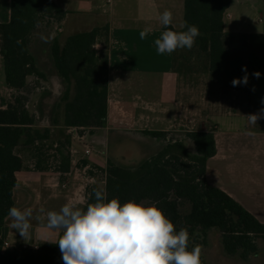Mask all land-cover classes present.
Wrapping results in <instances>:
<instances>
[{
    "label": "trees",
    "instance_id": "1",
    "mask_svg": "<svg viewBox=\"0 0 264 264\" xmlns=\"http://www.w3.org/2000/svg\"><path fill=\"white\" fill-rule=\"evenodd\" d=\"M230 5L231 0H185L184 21L200 30L191 50L208 59V71L221 78L226 90L242 91L255 72L264 73V33L238 37L226 32L224 18ZM66 15L67 11L55 0H11L10 22L0 24L5 84L16 91L11 100L2 101L6 106L0 108L2 237L7 234L8 211L15 206L16 173L23 170L67 173L71 168V140L54 141L52 129L76 127L83 133L107 125L108 55L99 54L95 46L99 42L108 46L109 27L72 35L62 46L57 28ZM245 66L247 85L233 86L234 79H242L246 74L242 70ZM53 75L63 84L61 94L40 89L41 82ZM146 134L167 137L166 132ZM186 138L191 141L193 152L173 139L175 143L136 169L110 164L106 185L90 190L84 210L96 202L94 190L105 193L107 201L118 198L121 204L129 200L155 204L177 232L181 228L188 231L189 250L207 246L209 233L216 230L213 240L219 243L214 245L221 246L228 258L252 264L251 258L264 252V224L226 192L208 183L206 164L217 153L213 132L191 131ZM183 204L190 205L186 214L181 213ZM0 264H64V261L56 242L42 243L39 251L21 247L4 249L0 242Z\"/></svg>",
    "mask_w": 264,
    "mask_h": 264
},
{
    "label": "crops",
    "instance_id": "2",
    "mask_svg": "<svg viewBox=\"0 0 264 264\" xmlns=\"http://www.w3.org/2000/svg\"><path fill=\"white\" fill-rule=\"evenodd\" d=\"M55 1L67 11L65 20L57 28V37L62 46L72 35L109 27L108 46L101 42L95 46L99 54L104 52L108 55L107 125L82 133L94 146L95 152L91 157L84 155L82 144L71 142L70 145L71 168L76 164L77 168L81 165V168L86 165L92 167L95 171L91 172L93 181L83 177L81 168L79 171L82 175L77 178L55 171L23 170L16 173L15 207L33 209L31 238L25 242L19 232L12 229L8 217L7 234L5 237L0 235V242L9 244V248L4 249L57 242L62 231L48 229L46 219L37 217H45L48 211H58L66 203L84 209L90 190L100 182L99 176L103 177L105 186L109 165L121 166L119 159L111 154L112 142L135 145L134 151H129L135 154V159L124 168L136 169L176 140L183 142L187 150L193 152V145L186 138V133L191 131L213 132L215 135L217 153L206 164L208 183L226 192L264 224V119H259L257 125L253 126L246 118L264 108V73L259 78L252 77L242 91L225 89L226 98L220 90L219 97L212 104L211 98L207 100L203 97L209 80H213L207 67L197 69L192 74L182 66L176 68L177 50L171 54H159L154 43L164 30L181 32L185 0ZM261 4H264L263 0H231L224 18L225 31L238 37L264 33L251 30L248 20V13ZM166 9L173 13V24L167 28L159 23V16ZM10 19L11 0H0V24L9 23ZM144 28H151L152 31L141 39L139 34ZM1 74L5 82L0 56ZM41 83V90L48 89L57 94L64 90L56 75ZM5 93L0 90V103L4 107L3 99L11 100L16 91L10 92L6 85ZM231 103H235L237 108ZM207 106L214 109L213 115L207 113ZM211 116L214 117L213 121ZM59 130H62V135L56 137ZM148 131L166 132L167 137H152L146 134ZM171 132H176L177 137H171ZM52 135L56 140L69 138L67 128L62 126L54 127ZM65 180L68 185L63 188ZM40 209L44 212H40ZM218 248L220 256H214V248L207 257L201 255L205 264H240L228 258L221 246ZM203 261L201 264H204ZM251 263L264 264V252L252 257Z\"/></svg>",
    "mask_w": 264,
    "mask_h": 264
},
{
    "label": "clouds",
    "instance_id": "3",
    "mask_svg": "<svg viewBox=\"0 0 264 264\" xmlns=\"http://www.w3.org/2000/svg\"><path fill=\"white\" fill-rule=\"evenodd\" d=\"M159 23L165 28L172 25L173 13L164 10ZM180 27L187 30H164L155 39L159 54L193 48L195 39L201 35L198 26L184 21ZM151 31V28H144L140 38L145 39ZM41 39L47 42L46 37L41 36ZM242 70L246 74L242 79H234L233 86L247 85L246 66ZM253 75L259 78L260 73ZM246 118L256 126L259 119H264V108ZM94 196L96 202L89 204L86 210L66 203L58 211H48L45 217H37L46 219L48 229L62 231L56 243L64 264H201V247L189 250L188 231L181 228L177 232L174 224L155 204L145 205L134 200L121 204L118 198L107 201L106 194L98 190H94ZM40 212L44 210L40 209ZM8 216L12 229L28 242L33 209L13 206Z\"/></svg>",
    "mask_w": 264,
    "mask_h": 264
},
{
    "label": "rangeland",
    "instance_id": "4",
    "mask_svg": "<svg viewBox=\"0 0 264 264\" xmlns=\"http://www.w3.org/2000/svg\"><path fill=\"white\" fill-rule=\"evenodd\" d=\"M230 12L234 13L236 16V13L230 9ZM248 20L250 22V26L249 28L253 31L255 30H259V31H264V4L261 6H259V8H257L256 10H251L248 13ZM104 53V52H103ZM207 63H208V59L202 55H199V53L197 52V50H188L187 48L184 49H177V57H176V68H181L184 67L188 73H194L197 69H205L207 67ZM0 90L2 91V93L6 92V84L2 79V74L0 75ZM208 88L204 90V94L203 97H206L207 100H210L212 104L213 102L219 97L220 94V90L223 92V97L226 98V90L224 88L223 82L221 80V78L217 77V76H213V80H209L208 82ZM6 94V93H5ZM3 99V98H2ZM7 99L9 98H4L3 101H8ZM1 100V99H0ZM237 104V102H235ZM235 103H231L234 104ZM230 104V105H231ZM235 108L236 105H235ZM207 113L212 114L214 113V109L209 108V106H207ZM212 121L214 120V117L211 116ZM62 130H59V132L57 133L58 135H56V137H61L62 135ZM171 137H177V133L176 132H171ZM54 135V134H53ZM53 138V137H52ZM54 141H58L55 138H53ZM111 144V151H112V156L115 158H118V162L121 165L120 167H127L129 165H131V163H133L132 159H135V154H130L129 151L133 152L134 151V144H131L130 142H121L118 143L116 142H112ZM57 145H55L56 147ZM122 148V149H121ZM53 153V152H52ZM134 156V157H132ZM132 157L131 159H126V158ZM132 161V162H131ZM100 178V182L98 183V185H96L95 187H93L92 189L96 188V187H104V183H102L103 177L99 176ZM145 205H151L150 203H143ZM190 210V205L189 204H183L181 207V213L182 214H186L188 213V211ZM217 231L216 230H212L209 233V237H207V246H200L201 247V255L207 257L208 252H212L213 250V254L214 256H220V252H219V248L216 247V245H214V243L218 244L219 242H215L213 240V236L214 234H216ZM202 241V237L200 239ZM208 264V263H207Z\"/></svg>",
    "mask_w": 264,
    "mask_h": 264
},
{
    "label": "built area",
    "instance_id": "5",
    "mask_svg": "<svg viewBox=\"0 0 264 264\" xmlns=\"http://www.w3.org/2000/svg\"><path fill=\"white\" fill-rule=\"evenodd\" d=\"M110 2V1H108ZM12 91H15L13 89H10V92ZM108 103H109V99H108ZM0 108H4V106L1 105L0 103ZM80 130L79 128H76V127H70V128H67V132H68V136L71 140V142H78L80 144H82V147H83V153L86 157H91L93 155V153L95 152V149H94V146L93 144L86 138L85 135H83L82 133H80ZM84 132V131H83ZM77 165V164H76ZM75 165V167L72 169L70 168L69 172L65 173L66 176H71L73 175L75 178L77 177H80L82 174L81 172L79 171V168L82 167H79L77 168ZM84 168H81L83 169V177L89 179L90 181H93V178H91V172L95 173V171L93 170L92 167L90 166H83ZM68 182L65 180L62 184V187L63 188H66L67 187V184ZM89 197V195H88ZM4 248H9V244L7 242L4 243L3 245ZM21 248L23 249H26V250H31V251H39L40 250V246L39 245H32V246H29V245H22Z\"/></svg>",
    "mask_w": 264,
    "mask_h": 264
}]
</instances>
